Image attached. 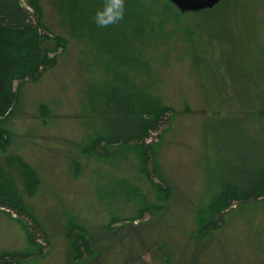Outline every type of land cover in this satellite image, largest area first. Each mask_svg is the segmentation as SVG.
<instances>
[{"label": "rangeland", "instance_id": "1", "mask_svg": "<svg viewBox=\"0 0 264 264\" xmlns=\"http://www.w3.org/2000/svg\"><path fill=\"white\" fill-rule=\"evenodd\" d=\"M38 1L45 28L61 38L44 45L55 67L20 87L16 111L6 127L12 145L8 153L0 151V164L5 165L9 154L16 155L41 180L30 194L19 172L7 169L51 243L46 256L25 264H264V208L235 213L254 222L233 219L208 237L199 234L216 155L206 136L212 100L206 92L208 71L218 74L221 53L219 43L203 35L202 27L216 28L218 21H207L204 13L183 14L164 1L148 0L144 6L147 24L141 52L154 76L146 85L175 111L155 152L158 174L171 190L166 198L149 182L133 148L112 147L104 159L90 151L103 128L87 93L104 84L108 61L81 28L80 16L88 12L89 1ZM230 4L239 49L251 54L247 65L254 100L263 103L264 78L255 76L252 67L264 64V0ZM254 129L261 133L264 119L257 117ZM226 144L216 136V147ZM218 162L220 175L225 166ZM73 224L86 229L94 258L76 261L67 239ZM30 250L25 227L0 211V253Z\"/></svg>", "mask_w": 264, "mask_h": 264}, {"label": "trees", "instance_id": "2", "mask_svg": "<svg viewBox=\"0 0 264 264\" xmlns=\"http://www.w3.org/2000/svg\"><path fill=\"white\" fill-rule=\"evenodd\" d=\"M88 1V12L80 16L81 28L93 41L95 50L108 61L104 84L95 85L87 93L103 128L102 135L90 144V151L104 159L110 157L112 147L133 148L149 182L168 198L171 190L158 174L155 152L171 127L175 111L162 104L146 85V81L154 80L152 67L141 52L147 24L144 6L148 0H125L124 20L107 28L94 23L95 13L103 7L104 0ZM163 3L175 8L168 1ZM228 3L229 0H224L202 15L207 21H218V27L212 29L203 24L206 30L202 27V33L217 41V50L221 51L218 74L208 71L211 79L206 88L212 99L208 102L211 116L206 136L212 139L216 155L211 160L207 203L200 214L199 234L203 238L225 228L229 220L241 219L236 218L235 213L247 209L258 212L264 208V129L257 134L254 129L256 118L264 119V102L254 100L247 65L251 54L249 49H239L237 35L240 34L232 25L233 15H228L232 9ZM60 39L45 28L38 0H0L1 152L8 153L12 145V135L6 127L16 111L20 87L38 81L55 67L44 45ZM252 70L255 76L264 78V64ZM216 136L222 137L227 144L216 147ZM218 159V164L225 166L220 175L216 166ZM7 169L19 172L21 183L30 194L38 190L41 180L38 173L16 155L9 154L5 165L0 164V211L16 218L25 227L31 246L28 252L0 253V264H25L46 256L51 243L40 222L26 208L18 184ZM67 239L77 262L94 258L86 229L73 224Z\"/></svg>", "mask_w": 264, "mask_h": 264}, {"label": "clouds", "instance_id": "3", "mask_svg": "<svg viewBox=\"0 0 264 264\" xmlns=\"http://www.w3.org/2000/svg\"><path fill=\"white\" fill-rule=\"evenodd\" d=\"M125 0H104L103 7L95 13L97 27L107 28L124 20Z\"/></svg>", "mask_w": 264, "mask_h": 264}, {"label": "water", "instance_id": "4", "mask_svg": "<svg viewBox=\"0 0 264 264\" xmlns=\"http://www.w3.org/2000/svg\"><path fill=\"white\" fill-rule=\"evenodd\" d=\"M174 5L181 13L201 14L217 8L224 0H164Z\"/></svg>", "mask_w": 264, "mask_h": 264}]
</instances>
